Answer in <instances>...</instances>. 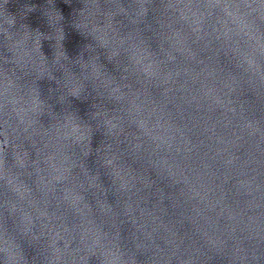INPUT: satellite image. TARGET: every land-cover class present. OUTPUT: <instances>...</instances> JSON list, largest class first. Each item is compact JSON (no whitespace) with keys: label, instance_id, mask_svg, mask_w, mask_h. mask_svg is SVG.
Wrapping results in <instances>:
<instances>
[{"label":"clouds","instance_id":"9594fccd","mask_svg":"<svg viewBox=\"0 0 264 264\" xmlns=\"http://www.w3.org/2000/svg\"><path fill=\"white\" fill-rule=\"evenodd\" d=\"M10 2L11 0H0V6L3 9L0 18L4 21L3 25H0V37H2L0 39V196L6 195L9 191L15 194L18 191L19 181L22 179L18 173L22 171L29 160L32 162L36 160L30 130L35 125L36 120L41 119L43 116L42 108L45 101L42 99V95L44 89H42L40 82L48 81L50 84H54V87L50 86L47 89L49 96H55L60 88L56 72L46 75L32 72L30 64L33 62V51L29 46V40L36 46V50L45 60H49V57L43 51L42 40L46 38L44 33L38 28L33 30L25 20L30 14L36 13L39 9L46 10L49 24L53 27L58 25L60 21L65 20L64 15L56 5V0H41L40 3L32 2L25 5L23 8L26 11L20 16L19 20L17 14L9 11L7 5ZM72 2L73 0H64V3L68 5H71ZM77 3L80 6L73 9L72 15H75V19L71 21L70 26L87 41L84 44V48L87 50L94 46L93 32H104V36L101 37L102 42L96 50V55L101 64L105 66L112 64L111 57L104 55L107 51L106 45L111 42L107 38V33L115 28L114 24L118 22L119 17H123L122 20H119V29L122 30L123 25L127 23L128 31L142 29L141 35L144 36L145 34L151 35L153 28H159L160 17L164 11L175 12L180 20L186 21L187 16L181 9L198 6L197 0H187V3H184V0H174V2L173 0H132V3L127 6L123 0H120L119 7L124 11L113 15L103 10L116 7L114 4H105L102 0H95V3H92V0H77ZM215 3L221 5L222 0H215ZM129 6L139 10L138 14L143 18L142 23L137 22L136 14L129 16L127 12ZM88 9H95V11H88ZM222 11L223 17H217L213 13H200L197 30L202 31L204 22L207 21L208 31L214 34H218L222 28L227 33L228 25L233 24L242 31L254 29L257 33L258 43L264 37V28L259 26L264 25V0H223ZM192 15L196 16L197 13L193 12ZM105 20L109 21L107 26L104 23ZM53 21H55V24ZM88 28H91V31H85ZM54 34V38H51L53 35L47 38L55 40V44L59 48V55H57V50L54 49L51 60L54 62H59L60 59L71 60L63 43L65 28L63 26L55 27ZM217 38L219 39V36ZM259 51L261 55H264V44H260ZM118 54L114 51L111 56ZM101 57H103V60H101ZM78 58H84L83 54L80 53ZM142 60V56L135 55L133 63L139 65ZM112 67L116 71L127 72L128 70L127 66L117 68L113 64ZM151 67L152 63L149 61L148 67L143 69L145 77L149 79L152 76ZM59 75H62V73ZM83 93V86L75 85L68 90L67 98L80 100ZM88 96L94 99L93 96ZM138 99V96H134L129 101V105L134 106ZM155 112L156 109L154 108L153 113H149L145 117L142 115V109L137 110L136 115L141 118L138 122L130 121L131 128L135 130L137 138L142 135L156 149L165 145L170 146L177 134L181 139L184 138L183 132H177L171 127H166L163 119H156L155 125L149 124L148 121L155 119ZM74 120L76 119L69 114L66 123L71 125L72 133H80L79 136L75 137L78 146L79 143L87 139V136L85 133L80 132L82 123H73ZM79 120L87 123L80 116ZM108 123L111 125L108 128V134L111 135L116 125L111 121ZM244 127L252 130L250 134L264 138V115L249 117L245 121ZM68 138H70L69 134H66L65 139ZM89 146L95 149L92 142ZM177 151L179 152V149ZM90 157H93L91 152L85 157V160ZM48 159L55 168V157L50 156ZM113 163L112 158L107 160L108 166ZM55 170L60 171L58 168H55ZM55 179L60 182L67 180L68 176H56ZM197 195L198 193L193 187L192 198H196ZM40 217L46 219L44 213H40ZM8 221L9 216L5 211V226L3 230H0V264H34L33 256L40 261V264H78L77 259L74 258L69 262L61 254L60 248L57 246L58 238H60L59 231L49 229L47 224L43 226V232L35 231V221L30 218L28 219V226L22 223L20 225L15 223L10 225ZM259 246L264 247V242ZM64 247L68 248L69 246L65 245ZM29 250H31V254ZM80 259L84 258L80 257ZM140 259L139 256L134 257L132 264H139ZM229 259V257L219 253L211 256L206 255L204 264H229ZM93 261H95V264H128L125 249L120 239H109L108 235L102 231L96 234L93 240V251L87 256L85 264H93ZM255 261L256 264H264V256L257 253ZM181 264H192V262L182 261ZM232 264H243V257L233 258Z\"/></svg>","mask_w":264,"mask_h":264}]
</instances>
